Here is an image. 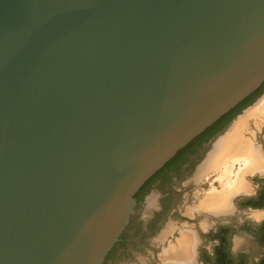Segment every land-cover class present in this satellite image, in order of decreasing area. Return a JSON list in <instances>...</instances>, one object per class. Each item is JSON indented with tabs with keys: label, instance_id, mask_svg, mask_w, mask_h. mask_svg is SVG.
<instances>
[{
	"label": "water",
	"instance_id": "1",
	"mask_svg": "<svg viewBox=\"0 0 264 264\" xmlns=\"http://www.w3.org/2000/svg\"><path fill=\"white\" fill-rule=\"evenodd\" d=\"M263 82L264 0H0V264H102Z\"/></svg>",
	"mask_w": 264,
	"mask_h": 264
},
{
	"label": "flooded vegetation",
	"instance_id": "2",
	"mask_svg": "<svg viewBox=\"0 0 264 264\" xmlns=\"http://www.w3.org/2000/svg\"><path fill=\"white\" fill-rule=\"evenodd\" d=\"M262 106L264 82L153 174L102 264H264V114L246 115Z\"/></svg>",
	"mask_w": 264,
	"mask_h": 264
},
{
	"label": "bare ground",
	"instance_id": "3",
	"mask_svg": "<svg viewBox=\"0 0 264 264\" xmlns=\"http://www.w3.org/2000/svg\"><path fill=\"white\" fill-rule=\"evenodd\" d=\"M253 108V107H252ZM260 113H263L264 114V107L262 106V107H257V108H255V109H252L251 111H249L246 115H259ZM246 125V123H245V121H240V122H238V123H236L235 124V126L234 127H232V131H231V133L230 132H228V133H230L229 135L227 134V136L226 137H224L223 139H220V143H221V145L222 144H225L228 140H229V136L230 135H235L236 133H238V132H240L242 129H243V127ZM219 143V144H220ZM229 159V158H228ZM207 162V161H206ZM205 162V163H206ZM253 163V162H252ZM204 165V164H203ZM203 170V169H202ZM225 173H227V172H225ZM238 181V180H237ZM240 189L241 188H243V189H245V186H244V183H243V185L241 186V187H239ZM229 194L228 193H226L225 194V196H228ZM156 200H155V198L154 197H151L150 198V200L148 201V204H147V208H146V210L148 211H150L154 206H155V202ZM147 213V212H146ZM171 228V227H170ZM187 234H189V233H186V235ZM185 235V233H184V237L186 238V237H189V236H186ZM183 236V235H182ZM193 236V235H192ZM191 236V237H192ZM161 237V236H160ZM190 238V237H189ZM181 239V238H180ZM187 239V238H186ZM193 239V238H192ZM192 239H190L191 241H192ZM183 239H181V241H182ZM179 242V241H178ZM177 242V243H178ZM185 242H186V240H185ZM192 242H194V240L192 241ZM192 242H186L187 244H189V245H191V244H193ZM180 243V242H179ZM185 243V246L187 245ZM181 244V243H180ZM183 244V246H184V243H182ZM181 244V245H182ZM179 245V244H178ZM177 245V246H178ZM192 246V245H191ZM171 248H172V246H170ZM176 247V246H175ZM179 248V247H178ZM181 248H183V247H181ZM180 248V249H181ZM166 250H168V249H166ZM164 253H166V252H164ZM183 253V252H182ZM168 254H169V261H171V259L173 258V255H174V252H173V250H171V251H169L168 252ZM163 255V254H162ZM166 255H167V253H166ZM179 255H180V253H179ZM178 255V256H179ZM186 255V254H185ZM175 256V255H174ZM181 256V255H180ZM188 256V255H187ZM167 257V256H166ZM182 257V256H181ZM175 258V257H174ZM177 258V257H176ZM184 258V257H183ZM182 258V259H183ZM162 259H163V257H162ZM166 259V258H165ZM165 259H164V261H165ZM181 259V258H180ZM178 260V259H177ZM177 260H176V263H178V262H181V261H179L178 260V262H177ZM167 261V260H166ZM170 263V262H169ZM175 263V262H174ZM183 263V262H182ZM172 264V263H171ZM179 264H181V263H179Z\"/></svg>",
	"mask_w": 264,
	"mask_h": 264
}]
</instances>
